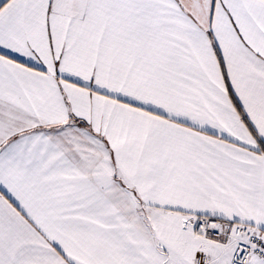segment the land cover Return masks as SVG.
Returning <instances> with one entry per match:
<instances>
[{
  "label": "snow or ice",
  "instance_id": "6c2138e0",
  "mask_svg": "<svg viewBox=\"0 0 264 264\" xmlns=\"http://www.w3.org/2000/svg\"><path fill=\"white\" fill-rule=\"evenodd\" d=\"M0 264H264V0H0Z\"/></svg>",
  "mask_w": 264,
  "mask_h": 264
}]
</instances>
